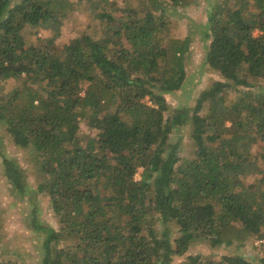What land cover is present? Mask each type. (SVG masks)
<instances>
[{
    "label": "trees",
    "instance_id": "16d2710c",
    "mask_svg": "<svg viewBox=\"0 0 264 264\" xmlns=\"http://www.w3.org/2000/svg\"><path fill=\"white\" fill-rule=\"evenodd\" d=\"M82 1L100 36L58 44L23 33L68 20L72 1L0 0V124L37 163L38 182L1 137L0 169L42 235L40 264H264L234 253L264 239V0L207 1L205 62L223 81L196 102L187 158L167 148L175 125L158 92L186 79L191 40L171 17L196 0H126L120 15L107 0ZM7 80L23 83L4 93ZM39 196L58 231L36 218ZM195 241L208 257L189 255Z\"/></svg>",
    "mask_w": 264,
    "mask_h": 264
},
{
    "label": "rangeland",
    "instance_id": "374dc122",
    "mask_svg": "<svg viewBox=\"0 0 264 264\" xmlns=\"http://www.w3.org/2000/svg\"><path fill=\"white\" fill-rule=\"evenodd\" d=\"M70 1H72L74 7L73 16L71 15L68 20L57 25L53 24L49 28L40 27L37 31L34 29L25 30L23 36L26 42L31 43L35 41V38L42 40L54 38L56 43L66 44L84 34L98 38L100 36L98 26L89 12L91 10L90 2ZM125 1L107 0L109 6L111 4L110 10L114 15H120V12L115 11L116 8H126ZM146 1L129 0L131 8L141 7L146 4ZM207 1L212 2L213 0H196L189 7L175 9L177 14H174L171 19L179 22L177 37H189L191 40L185 60L186 79L182 88L172 94H161L158 92L168 107L165 118L171 119L175 125L169 135L167 148L175 151V154L180 158L190 157L194 150L193 137L195 132L192 114L195 110L196 102L198 103L201 94L207 91L215 81H223V75L205 62L208 42L202 39V31L206 23ZM84 2L86 3L84 4ZM167 12L170 13L171 11L168 10ZM166 14L169 15L168 13ZM22 83V80H7L3 82L4 93L21 86ZM259 87L262 88L263 86L260 85ZM146 101L150 104V101ZM80 126L82 132L87 131L83 121ZM0 137L6 142L5 151L10 158L16 160L24 169L29 184L34 188L33 185L38 182L36 174L37 163L35 160L31 158L28 150H20L11 144V140L1 124ZM248 149L251 154L258 151L257 146H252ZM141 173L142 169L139 168L134 175L135 181L140 179ZM254 180L255 177L249 178L247 184L253 183ZM36 203L38 207L36 218L44 223L45 226L58 231L60 226L50 209L48 197L39 196ZM32 221V214L28 204L17 197L0 169V261L12 260L18 264H40L42 235L33 228ZM173 229L175 230L174 225ZM216 251L217 253L215 255L211 254V257L218 260L219 255L224 253L223 247L217 248ZM209 252L210 248L207 244L202 243V241H195L191 244L188 253L189 255L202 254L208 257ZM234 253L246 257L262 258L264 257V239L256 241L253 246L236 249ZM186 256L188 255L176 258L174 263L177 264L180 261H184Z\"/></svg>",
    "mask_w": 264,
    "mask_h": 264
}]
</instances>
